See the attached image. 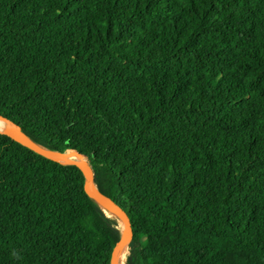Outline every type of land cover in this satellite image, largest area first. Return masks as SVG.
Returning <instances> with one entry per match:
<instances>
[{"label": "trees", "instance_id": "1", "mask_svg": "<svg viewBox=\"0 0 264 264\" xmlns=\"http://www.w3.org/2000/svg\"><path fill=\"white\" fill-rule=\"evenodd\" d=\"M0 115L88 156L124 264H264V0H0ZM120 234L0 132V264H110Z\"/></svg>", "mask_w": 264, "mask_h": 264}, {"label": "water", "instance_id": "2", "mask_svg": "<svg viewBox=\"0 0 264 264\" xmlns=\"http://www.w3.org/2000/svg\"><path fill=\"white\" fill-rule=\"evenodd\" d=\"M0 120L6 121L10 124L8 130H1L13 140L21 143L22 145L32 149L36 153L43 155L46 158L59 161L65 164L77 165L84 174L86 180L87 190L107 209L111 208L113 213L119 218L121 225V234L116 241L110 258V264H119V256L121 250L131 241L133 237V224L127 209L116 200L110 193L101 189L96 183L93 171L87 155L81 153L76 149H68L65 151L49 149L30 138L23 129L9 120L8 118L0 115ZM105 202V205L101 202Z\"/></svg>", "mask_w": 264, "mask_h": 264}, {"label": "bare ground", "instance_id": "3", "mask_svg": "<svg viewBox=\"0 0 264 264\" xmlns=\"http://www.w3.org/2000/svg\"><path fill=\"white\" fill-rule=\"evenodd\" d=\"M10 127V124L6 121H3V120H0V129L1 130H8V128ZM104 205H105V202L101 201ZM108 210H110L111 212H113L111 210V208L109 209L108 207ZM116 214V213H115ZM126 252H127V246H125L121 252H120V256H119V264H124V261H125V256H126Z\"/></svg>", "mask_w": 264, "mask_h": 264}]
</instances>
